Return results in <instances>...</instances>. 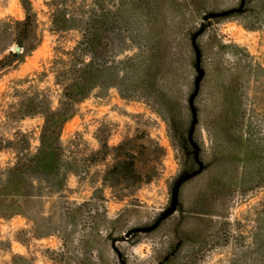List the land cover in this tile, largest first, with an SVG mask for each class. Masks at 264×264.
I'll return each mask as SVG.
<instances>
[{
    "label": "rangeland",
    "instance_id": "1",
    "mask_svg": "<svg viewBox=\"0 0 264 264\" xmlns=\"http://www.w3.org/2000/svg\"><path fill=\"white\" fill-rule=\"evenodd\" d=\"M16 47L0 70V264H264V0H0V61ZM83 61L98 84L55 173L12 186ZM30 97L40 114L18 106Z\"/></svg>",
    "mask_w": 264,
    "mask_h": 264
},
{
    "label": "trees",
    "instance_id": "2",
    "mask_svg": "<svg viewBox=\"0 0 264 264\" xmlns=\"http://www.w3.org/2000/svg\"><path fill=\"white\" fill-rule=\"evenodd\" d=\"M22 27L23 29L20 32L18 39H16L18 45L21 48L23 47L25 40H27L33 28L29 18H27ZM13 56L14 57H12V53H10L9 55L3 57V59L0 61V70L4 71L6 68L11 67L12 61L14 63H19L21 61V57L19 54L15 53L13 54ZM6 63H8L9 65H6ZM83 64V68L78 71L79 74L76 75L75 73H72L71 80L64 85L63 97L68 102V107L56 111L49 109L48 111H46V113H44V124L42 126L40 136L41 146L38 150V153L33 158L26 159L23 163L17 165L14 168L16 176H14V180L10 182V184L12 183V186L18 185L19 183H25L26 181L24 177H26V174L33 173L40 176H50L55 173V168H57L56 159H58L60 151V137L65 124L69 121V119H71L73 115L72 107L85 100L89 93L94 90L96 88V85L98 84L99 77L92 73V62L85 63L83 61ZM24 105L29 116L34 113H41V106L39 102H37V99L35 97H30L29 99L23 100L18 104L19 107H22ZM3 143V141H0V152L6 149V147L2 146ZM8 144L10 145L11 143L9 142ZM17 190L18 189L16 187V190H14V192L17 193ZM7 196L10 197L9 195ZM24 197H27V195H25ZM3 200L5 201L6 198H4ZM153 231L154 230L140 233H152ZM133 237H135V233L130 237H125L124 239L130 240ZM115 246L116 242L114 241L112 244V248L117 252V248ZM169 260L170 258L166 257V263L169 262ZM166 263L163 262L160 264Z\"/></svg>",
    "mask_w": 264,
    "mask_h": 264
},
{
    "label": "water",
    "instance_id": "3",
    "mask_svg": "<svg viewBox=\"0 0 264 264\" xmlns=\"http://www.w3.org/2000/svg\"><path fill=\"white\" fill-rule=\"evenodd\" d=\"M20 50H21L20 47H16V48H15V53H19ZM173 209H174V207L172 208V210H173ZM167 216H169V213H166V214L162 215L152 227H150V228H148V229H138V230H134V231L128 233V235H130V234H132V233H136V232H145V231H152V230H155V229L160 225V223H161L165 218H167Z\"/></svg>",
    "mask_w": 264,
    "mask_h": 264
}]
</instances>
